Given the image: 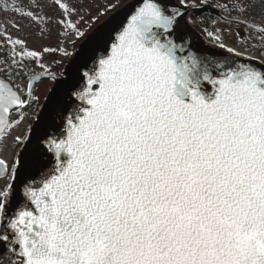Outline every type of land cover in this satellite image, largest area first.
<instances>
[{"label":"snow or ice","instance_id":"snow-or-ice-1","mask_svg":"<svg viewBox=\"0 0 264 264\" xmlns=\"http://www.w3.org/2000/svg\"><path fill=\"white\" fill-rule=\"evenodd\" d=\"M189 7L4 5L57 31L0 24V264H264V0L222 5L258 56L202 54Z\"/></svg>","mask_w":264,"mask_h":264},{"label":"rangeland","instance_id":"rangeland-1","mask_svg":"<svg viewBox=\"0 0 264 264\" xmlns=\"http://www.w3.org/2000/svg\"><path fill=\"white\" fill-rule=\"evenodd\" d=\"M129 1L130 0H122V2L124 3H127ZM175 1L176 3H179V0ZM11 2L12 0H0V24L7 22L8 34L11 35L13 39H15L17 36L26 39L30 47L39 48L43 45L48 44H52L54 46L56 43V28H53V36L50 39H45L38 34V30L36 28L24 27L21 32L17 33L11 27V23L17 20V17L10 11L5 12L2 10L6 3ZM20 2L26 6L31 2V0H20ZM71 2L77 7L79 15L83 16L85 20H87L90 15H95L98 11H103L104 6L108 2V0H71ZM112 2L115 3L116 0H112ZM203 2H207L209 5L217 7L223 13L229 16V13L226 12L222 7V5L229 3V0H203ZM188 3L189 5L193 3L200 4L201 0H188ZM44 10L49 16H52L54 19L59 18V10L52 7H45ZM111 14V12H108L105 17H100V20L107 19ZM231 15H236V13L233 12L231 13ZM75 18L76 17H74V19ZM186 19L191 21L190 26L195 29L206 40L207 43H212L211 46L213 47L225 51V49H221L218 46L219 43L223 41L226 45L234 47L237 50H243L247 48L248 51L246 53V56L259 55V48L253 50L251 47L253 44L258 45V39L251 38L250 34L243 27L239 28L240 35H238L237 26L235 24L226 23L220 18H217L216 16L209 13L195 16L192 11H189L186 15ZM20 23L23 25H27L28 21L23 20L20 21ZM216 37H219L220 39H216ZM61 39L65 38L61 37ZM72 39L73 38L71 37L66 39V44L69 47V50H71L72 48ZM8 48L9 46L5 43L4 38L0 37V59L8 55ZM2 67H4V65L0 64V68ZM37 71H39V69H37ZM40 94L41 96L43 95L42 89L40 90Z\"/></svg>","mask_w":264,"mask_h":264},{"label":"water","instance_id":"water-1","mask_svg":"<svg viewBox=\"0 0 264 264\" xmlns=\"http://www.w3.org/2000/svg\"><path fill=\"white\" fill-rule=\"evenodd\" d=\"M129 2H132V0H130ZM129 2H127V3H129ZM170 3H171V5H177L178 4V3H176L175 0H170ZM204 4L206 5V7H203V8H191V7H189L188 12L192 11L193 14H200V13L206 12V13H209L211 15L216 16L217 18H220L221 20H223L222 17H227V15H225L217 7L211 6L207 2H204ZM187 13H186V15H187ZM112 15H113V13L109 17H111ZM186 15H185V19H186ZM189 28H190V31L192 33L190 39L196 45V48L201 50L202 54L208 55V56L215 55L217 57L231 55L227 51H222L216 47L211 46V44L207 43L206 40L195 29H193L190 26V24H189Z\"/></svg>","mask_w":264,"mask_h":264},{"label":"flooded vegetation","instance_id":"flooded-vegetation-1","mask_svg":"<svg viewBox=\"0 0 264 264\" xmlns=\"http://www.w3.org/2000/svg\"><path fill=\"white\" fill-rule=\"evenodd\" d=\"M201 14H208V13L195 14V16H197V15L199 16V15H201ZM16 72H17V69H12V74H13V75H15ZM15 82H16V83H20L21 81H20L19 78H17ZM21 130H23V126H22Z\"/></svg>","mask_w":264,"mask_h":264}]
</instances>
